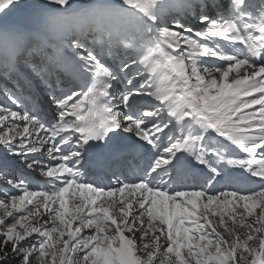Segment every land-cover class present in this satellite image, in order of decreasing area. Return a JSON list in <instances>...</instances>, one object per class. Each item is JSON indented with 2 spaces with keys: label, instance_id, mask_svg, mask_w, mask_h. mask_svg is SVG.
<instances>
[{
  "label": "snow or ice",
  "instance_id": "6c2138e0",
  "mask_svg": "<svg viewBox=\"0 0 264 264\" xmlns=\"http://www.w3.org/2000/svg\"><path fill=\"white\" fill-rule=\"evenodd\" d=\"M0 264H264V0H0Z\"/></svg>",
  "mask_w": 264,
  "mask_h": 264
}]
</instances>
